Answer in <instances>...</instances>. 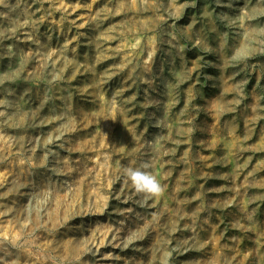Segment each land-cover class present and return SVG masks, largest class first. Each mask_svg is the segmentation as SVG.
<instances>
[{
	"label": "rangeland",
	"instance_id": "374dc122",
	"mask_svg": "<svg viewBox=\"0 0 264 264\" xmlns=\"http://www.w3.org/2000/svg\"><path fill=\"white\" fill-rule=\"evenodd\" d=\"M0 264H264V0H0Z\"/></svg>",
	"mask_w": 264,
	"mask_h": 264
},
{
	"label": "clouds",
	"instance_id": "9594fccd",
	"mask_svg": "<svg viewBox=\"0 0 264 264\" xmlns=\"http://www.w3.org/2000/svg\"><path fill=\"white\" fill-rule=\"evenodd\" d=\"M152 167L150 162L143 163L140 167L127 166L124 168L125 177L131 182L137 193L146 198L159 196L164 191V186L156 175L149 171Z\"/></svg>",
	"mask_w": 264,
	"mask_h": 264
}]
</instances>
